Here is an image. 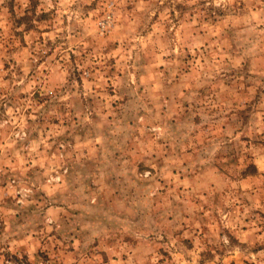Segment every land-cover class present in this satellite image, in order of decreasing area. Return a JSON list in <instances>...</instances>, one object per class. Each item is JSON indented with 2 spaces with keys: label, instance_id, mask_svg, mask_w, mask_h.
Returning <instances> with one entry per match:
<instances>
[{
  "label": "rangeland",
  "instance_id": "obj_1",
  "mask_svg": "<svg viewBox=\"0 0 264 264\" xmlns=\"http://www.w3.org/2000/svg\"><path fill=\"white\" fill-rule=\"evenodd\" d=\"M0 264H264V0H0Z\"/></svg>",
  "mask_w": 264,
  "mask_h": 264
}]
</instances>
